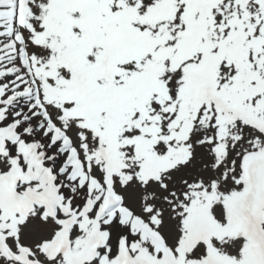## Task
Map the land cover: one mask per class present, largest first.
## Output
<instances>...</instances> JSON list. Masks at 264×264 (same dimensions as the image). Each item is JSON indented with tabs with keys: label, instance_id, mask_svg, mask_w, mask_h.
<instances>
[{
	"label": "snow or ice",
	"instance_id": "6c2138e0",
	"mask_svg": "<svg viewBox=\"0 0 264 264\" xmlns=\"http://www.w3.org/2000/svg\"><path fill=\"white\" fill-rule=\"evenodd\" d=\"M0 264H264V0H0Z\"/></svg>",
	"mask_w": 264,
	"mask_h": 264
}]
</instances>
